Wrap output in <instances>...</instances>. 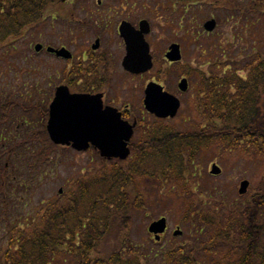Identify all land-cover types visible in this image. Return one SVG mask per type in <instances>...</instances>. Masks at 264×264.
Wrapping results in <instances>:
<instances>
[{
	"label": "trees",
	"instance_id": "16d2710c",
	"mask_svg": "<svg viewBox=\"0 0 264 264\" xmlns=\"http://www.w3.org/2000/svg\"><path fill=\"white\" fill-rule=\"evenodd\" d=\"M85 1L0 0V50L40 24L72 22L76 4ZM150 1L160 12L182 15L212 5L228 10L229 18L238 20L239 32L253 27L250 33L260 35L239 54L232 44L228 49L217 44L209 51L205 71L186 67L183 75L194 86L198 117L193 126L178 131L165 123L141 129L139 124V147L131 148L129 159H100L94 176L81 177L75 188L38 210L25 212L21 205L23 211L10 217L7 200L2 202L0 264H264V175L239 201L217 198L214 190L204 199L185 185L190 165L205 154L240 153L264 164V0L241 2L240 9L233 0ZM94 18L99 21L100 15ZM12 110L13 105L0 106V127ZM40 115L46 119V107ZM36 141L44 149L39 161L60 148L44 128ZM3 171L0 195L5 199L7 167ZM168 180L190 199L182 217L188 235L186 242L155 250L133 242L129 233L134 215L145 208L141 182Z\"/></svg>",
	"mask_w": 264,
	"mask_h": 264
},
{
	"label": "rangeland",
	"instance_id": "374dc122",
	"mask_svg": "<svg viewBox=\"0 0 264 264\" xmlns=\"http://www.w3.org/2000/svg\"><path fill=\"white\" fill-rule=\"evenodd\" d=\"M233 1L237 2L238 9L241 2L244 5L248 2ZM120 4L117 0L80 2L74 8L72 22L40 24L38 28L28 30L12 47L0 50V106L13 105L7 122L0 127V184L3 170L7 167L5 188L8 193L5 199L0 195V210L2 202L7 200L10 217L23 211L21 205L25 206V212L29 209H40L43 204L62 196L67 189L75 188V181L81 177L90 178L101 169V161L92 151L75 152L71 148H58L45 160H38L44 149L36 141V136L46 122L40 115V110L50 102L53 90L65 78L64 70L67 71L70 66L50 57L44 50L36 53V44L66 48L74 57V64L81 62L80 58L86 51L96 56L103 55L106 51L111 64L117 66L124 54L122 40L116 35L117 26L123 20L132 25L140 20H147L151 31L146 40L155 61L152 70L138 78L140 83H124V72L119 65V72L112 70V83L107 90V97L117 101V109L129 104L137 118H141L144 116L139 109L144 86L147 84L141 81L159 80L158 83L178 97L181 103L176 117L166 120V124L183 131L198 121L193 85L189 83V89L183 95L176 87L187 70L186 67H198L205 71L208 69L205 61L214 46L218 44L220 48L228 49V44H232L235 52L239 54L243 50H250L256 34H259L257 30L253 35L250 33L254 31L253 27L243 28L239 32L238 20L229 18L231 13L228 10L212 5H203L198 8V12L188 10L182 15L180 11H177L178 14L160 12L150 0H130L125 4L126 7ZM96 15L103 16V21H94ZM209 19H214L217 27L211 34H206L202 27ZM96 39L100 42L99 49L92 51L91 45ZM172 43L181 48L182 59L178 64H168L163 58L167 47ZM206 46L210 48L206 49ZM81 64L86 65L87 62ZM58 69L60 72L56 74ZM164 69L167 70L164 72L166 74H159ZM124 77L128 78L126 75ZM109 101L111 103V99ZM144 118L151 127L153 118ZM139 136L138 132L134 135V140L137 141ZM212 164L221 169L219 176L210 175ZM263 175L264 164L260 159H251L240 153L205 154L190 165L185 185L195 195L202 193L204 199L214 190L217 198L239 201L257 188ZM242 181H247L249 186L244 195H239V184ZM139 191L146 199L145 208L134 215V223L129 233L131 240L143 245L150 244L155 250L186 242L188 231L186 224L182 222L184 205L190 200L186 193H182L180 187L171 180L158 184L150 181L147 186L141 182ZM2 216L0 214V235L3 231ZM160 217L166 219L168 229L161 236V240L156 242L147 232V227ZM177 228L183 234L174 237L172 233Z\"/></svg>",
	"mask_w": 264,
	"mask_h": 264
},
{
	"label": "water",
	"instance_id": "95a60500",
	"mask_svg": "<svg viewBox=\"0 0 264 264\" xmlns=\"http://www.w3.org/2000/svg\"><path fill=\"white\" fill-rule=\"evenodd\" d=\"M215 26V21L210 20L203 25V29L212 32ZM149 30L146 21L140 22L139 30H135L126 22L121 24L119 34L126 50L122 66L126 71L139 74L152 67L149 47L144 40V35L148 34ZM98 45L96 41L92 49H97ZM41 48V45H36L34 50L39 52ZM47 52L66 60L71 58V54L64 48L59 50L47 48ZM166 59L170 62L180 60L178 45L170 46ZM178 88L182 92L187 90L186 79L181 80ZM144 106L149 113L158 118H173L180 103L175 97L164 92L162 87L152 83L145 90ZM48 116L46 131L54 145L71 146L78 152L86 151L92 146L98 150L101 158L107 160H125L129 156L128 143L135 124L130 125L121 120L120 114L113 108L103 109L99 96L70 94L67 87H58L49 106ZM210 174L219 175V167L213 164ZM248 185L247 181L241 182L238 193L240 195L246 193ZM165 230V218L150 223L147 228L148 233L154 235L156 241L160 240V235ZM181 235L179 229L173 232L174 237Z\"/></svg>",
	"mask_w": 264,
	"mask_h": 264
},
{
	"label": "flooded vegetation",
	"instance_id": "af4514ba",
	"mask_svg": "<svg viewBox=\"0 0 264 264\" xmlns=\"http://www.w3.org/2000/svg\"><path fill=\"white\" fill-rule=\"evenodd\" d=\"M122 4H123V2H122ZM100 11L101 10H98V12H100ZM100 19L103 20L104 17L102 16ZM123 21H125V20H123ZM120 23H119V25H120ZM138 23L135 25H132V26H134L137 29ZM119 25L117 26V33H118ZM117 33H116V35H118ZM122 44H123V41H122ZM120 45H121V43H120ZM97 50H92V51H97ZM105 50H107V49H105ZM122 51L125 54L124 44H123ZM124 54H122L121 60L119 59V63L117 66H114L113 64H111V61H109V58L107 57L106 51H104L103 55H98V56L93 55V53H87V51H86V54L82 55L80 58L81 62L76 63V64H74V60H73L74 57H72L71 60L64 61V62L68 63L69 64L68 66H70V67L67 69V71L64 70L65 78L60 80L58 86H66L68 88L69 92L72 94L76 93V94H87V95L99 96L101 98V101H102L104 107L105 106L115 107L118 103L116 100H113L112 97L111 98L107 97V90L111 87L112 70H116L117 72H119V65L122 68V60H123ZM51 55H52V57H54L53 54H50V56ZM57 60L60 62L62 61L60 59H57ZM82 62H84V63L87 62V64L82 65L81 64ZM122 71L124 72L123 76H122L123 77L122 80L124 81V83H126L127 81L132 82V83H135V82L140 83L137 81L138 78L149 72L148 71V72H145L142 74L135 75V74H132L130 72H127L123 68H122ZM59 72H60L59 69L57 71H55L56 74ZM56 74L54 75L55 77H56ZM124 75L128 76V78H125ZM58 77H59V75H58ZM153 82H156V81H153ZM141 83H149V82H145L143 80V81H141ZM58 86H56V87H58ZM53 95H54V91H53ZM110 99H111V103L109 101ZM118 111L120 112L123 120L128 121L131 124L136 122V127L134 130V134H135L137 127H138V122H140L142 120H139L137 118L136 114L131 110V106L129 104H127L126 106H123L122 108L119 107ZM141 115H143L146 118L149 117V118L155 119L154 117H152L148 114H144L143 112H141ZM144 117H142V119L146 121V119ZM141 126H145V125L142 123ZM129 145L131 148H138L139 147L136 143L133 144L130 142ZM151 237H153V236L151 235Z\"/></svg>",
	"mask_w": 264,
	"mask_h": 264
},
{
	"label": "snow or ice",
	"instance_id": "6c2138e0",
	"mask_svg": "<svg viewBox=\"0 0 264 264\" xmlns=\"http://www.w3.org/2000/svg\"><path fill=\"white\" fill-rule=\"evenodd\" d=\"M72 103H75L74 101H72Z\"/></svg>",
	"mask_w": 264,
	"mask_h": 264
}]
</instances>
